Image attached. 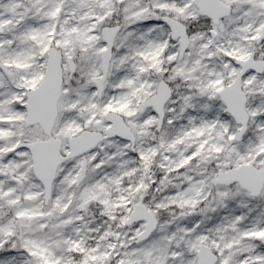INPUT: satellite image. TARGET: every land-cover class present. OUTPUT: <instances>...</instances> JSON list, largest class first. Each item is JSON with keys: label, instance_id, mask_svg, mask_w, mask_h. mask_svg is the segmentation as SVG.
Here are the masks:
<instances>
[{"label": "snow or ice", "instance_id": "snow-or-ice-1", "mask_svg": "<svg viewBox=\"0 0 264 264\" xmlns=\"http://www.w3.org/2000/svg\"><path fill=\"white\" fill-rule=\"evenodd\" d=\"M0 264H264V0H0Z\"/></svg>", "mask_w": 264, "mask_h": 264}]
</instances>
